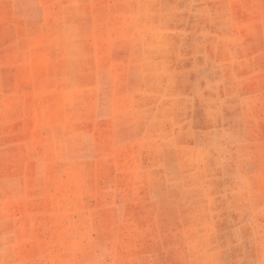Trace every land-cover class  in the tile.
<instances>
[{"label":"rangeland","instance_id":"rangeland-1","mask_svg":"<svg viewBox=\"0 0 264 264\" xmlns=\"http://www.w3.org/2000/svg\"><path fill=\"white\" fill-rule=\"evenodd\" d=\"M0 264H264V0H0Z\"/></svg>","mask_w":264,"mask_h":264}]
</instances>
